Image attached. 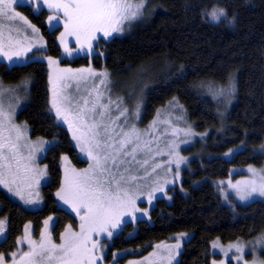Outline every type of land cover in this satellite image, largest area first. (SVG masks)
Masks as SVG:
<instances>
[{
	"label": "trees",
	"instance_id": "obj_1",
	"mask_svg": "<svg viewBox=\"0 0 264 264\" xmlns=\"http://www.w3.org/2000/svg\"><path fill=\"white\" fill-rule=\"evenodd\" d=\"M32 6L24 3L19 8L39 29L45 52L59 58L61 26L49 28L48 10L42 6L35 12ZM214 8L225 9L226 17L209 20ZM137 20L109 40L99 37L97 52L91 56L58 59L73 67L105 68L119 78L138 76L145 83L144 97L136 100L144 120L176 102L193 131L185 151L191 159L182 168L180 181L168 188L169 198L155 199L149 216L135 223L128 220L103 241L105 259L133 250L118 257L122 262L148 252L152 244L174 233L187 232L190 236L176 264H210L213 240L227 243L264 234V200L238 203L231 210L219 201L214 184L231 169L264 163V0H146L143 16ZM0 78L6 86L29 89L16 119L27 125L32 137L53 141L41 159L47 180L40 185L42 201L37 208L24 207L0 188V219L6 222L0 254L7 259L28 221L37 234L45 218L53 216L50 229L55 240L69 226L78 230L79 218L58 205L55 193L62 178L61 156L68 155L77 166L86 162L67 129L58 126L49 112L44 61L35 58L9 66L0 61ZM230 84L231 95L217 99L216 92ZM230 150V157L224 156Z\"/></svg>",
	"mask_w": 264,
	"mask_h": 264
},
{
	"label": "snow or ice",
	"instance_id": "obj_2",
	"mask_svg": "<svg viewBox=\"0 0 264 264\" xmlns=\"http://www.w3.org/2000/svg\"><path fill=\"white\" fill-rule=\"evenodd\" d=\"M23 2L24 0H0V57L11 63L22 59H35V57H28L27 54L32 52L34 48L42 47V45L31 43L24 47V41L14 40L11 36L13 31L17 34L21 32V28L10 26L17 20L31 28L33 33L39 31L26 16L16 10V5ZM31 2L35 3L36 0H31ZM45 3L50 9L54 8L58 14L63 13L66 31L61 34L62 42L66 35L77 37L80 44L79 48L70 50L65 47V53L71 56L73 51H83L85 46L91 50L93 47L92 42L97 39V34H102L104 38H108L115 33H122L126 24L142 15L146 0H139V3L135 4L132 0H45ZM208 16L211 21L216 22L221 17H226V10L214 8L208 13ZM59 18V15L50 16L49 22L59 20ZM5 28L9 32L7 44L4 40ZM24 39L27 40V36ZM47 59L49 67L58 63L51 57ZM89 76L103 77L100 85L96 86V100L92 101L91 107H89V99L84 98L83 106L77 104L74 109L70 108L72 97L64 94L71 87L68 81H76L77 91H79L80 82L84 81L86 83ZM107 77V72L97 73L91 68L75 71L72 69H57L55 78L50 74L52 97L49 112H55L58 126L61 123L69 126V130L73 133L72 138L77 141L80 151L86 153L88 159L94 161V163L81 172L72 170L71 175L66 174L65 185H62L61 191L57 192V196L65 204H69L79 216L81 220L80 231L78 233L73 232L71 226H69L65 233L61 234L62 242L57 245L52 243L51 235L46 230L42 233L40 242L37 244L30 238L29 226L26 225V240L31 250L24 253L19 261L13 260V264H97V261L102 260L103 257L94 254L100 250L101 245L98 239L93 240V234L100 237L103 233L111 238L114 231L125 223V216L130 215L135 220V213L138 211H143L147 215V209L136 208V200L131 195L129 186L138 179H143L130 173L135 170L132 167L134 164L141 167L148 165V159L141 162L136 157L138 152H143L145 149L150 153L152 151L149 146L151 142L141 141V135L134 125L129 131L123 130L127 126V108L120 111V115L115 119L111 118L110 106L116 104L119 110L123 103L121 98L118 97L115 101L110 99L107 105L100 103L103 92L99 91V88L101 86L107 88L109 83ZM232 90L234 88L229 89V91ZM14 91L15 89L0 87V96L5 92ZM222 92L223 90L217 94ZM137 108H139V105H137ZM14 111L15 109L12 108V113L6 112L2 103H0V185L7 188L9 192H13L12 185L17 183L22 173L25 181L35 179L36 186H39L40 180L44 178L46 172L43 169L33 168L32 162L36 159V153L44 152L45 146L52 143L45 140H39L35 145L26 143L24 147L28 149V155L23 156L20 142L25 138L27 125L21 127L12 123ZM121 117L125 119V124L120 126L122 134L113 130V125H116ZM136 118H139L138 111ZM106 119L108 120L107 123L105 122ZM115 136L121 138L117 141L114 139ZM129 145H134L131 152L127 150ZM127 157H131V160L126 159ZM185 159L179 157L175 162L177 179L179 178L180 164ZM125 165L127 166L121 170L122 166ZM156 167H159V165H156ZM153 171H155V168H153ZM248 171L254 177L259 176L260 179L237 181L235 184H232L231 181L228 182L229 188L235 191L240 201H248L256 196L264 197V174H262L264 169L257 172L249 166ZM32 186V183H27L29 189ZM156 192L163 193L164 188L159 187L150 192L149 202H151ZM13 194L19 196L26 204L39 203L38 199H25L23 191L19 187ZM36 195L38 196L39 193ZM29 197H31V192H29ZM225 199H227V195ZM129 205H131V208L128 207ZM51 220L52 217H49L45 221L46 229L51 227ZM5 231V221L0 220V237L4 236ZM186 235V233H181L177 236V243L175 244L156 246L157 249L163 248L166 250L167 256H161L158 252H153L149 254V257L155 259L149 260V257H145V261H149V264H157L158 261L161 264L165 261L167 264H173L175 260L173 249L177 250L178 254V250L181 248L179 241ZM17 242L20 243L19 240ZM249 243L254 245L253 251L256 247H264V234L257 237L254 242ZM89 244H91V247H89ZM246 247L247 245L240 243L229 245L230 249L234 248L240 254L236 257L238 261L243 260ZM12 255L15 256V253ZM4 259L3 254H0V264H4ZM115 259L116 254L114 253L113 260ZM129 264H143V261H129ZM245 264H248V262H245ZM251 264H264V261L254 257Z\"/></svg>",
	"mask_w": 264,
	"mask_h": 264
},
{
	"label": "rangeland",
	"instance_id": "obj_3",
	"mask_svg": "<svg viewBox=\"0 0 264 264\" xmlns=\"http://www.w3.org/2000/svg\"><path fill=\"white\" fill-rule=\"evenodd\" d=\"M132 2L134 4L139 3V0H132ZM24 3L32 4L33 5L32 8L35 9L34 10L35 12L37 10H39L40 7H42V6L45 7L49 12V14L46 18L49 28H51L52 26H55L56 24L61 26L60 32L58 33V41L60 44L59 46H60L61 54H60V57L57 58V57H51L47 54V52H45L46 42L44 41L43 37L41 36L40 31H38L37 33H33L31 28L27 27V25H24L23 22H21L19 20H17L13 24H11L10 26L13 28H15V27L21 28V32L19 34H17L16 32L13 31L11 33V36L14 40L24 41V44H23L24 47H27L29 43L42 45V47L34 48L32 52L28 53L27 54L28 57H35L37 59L44 61L47 65V68H48L49 77L51 74L53 76V78H55V76L57 74V69H72L73 71H75L78 69H89V68H91L93 71H95L97 73L107 72L108 73L107 79H108L109 83H108L107 88H105L103 86H101L99 88V91L103 92V96L100 97V103L107 105L109 103L110 99L115 101L118 97L121 98L123 103L120 106L119 110L117 109L116 104H112L110 106L111 118L115 119V117H118L120 115V111H123L124 108H127L128 109L127 126L124 127L123 130L129 131L132 128V126L134 125L135 128L139 131V133L141 135V141H150L151 142L149 146L152 149V151L149 153L147 151V149H145L143 152H138L137 157H136L141 162L144 159H148L149 160L148 165L141 167L138 164H134L132 167H134L135 170L130 173L131 175H135L137 177H142L143 179H138L137 181L133 182L129 186L130 190H131V195L136 200V204H135L136 208H139L141 210L147 209V215H145L143 211L136 212L135 213V217H136L135 220H137L139 217L149 216L148 213H149L150 208L153 206L154 200L157 198H160L161 196L169 198L170 192H168V188L171 185H174L175 183H178L180 181L179 179L182 175V170H183L182 168L186 167L189 160L191 159L190 155L188 153H185V151L191 145V142H192L191 136H193V131L191 130L190 125L187 123L185 115L180 110L181 109L180 105L176 102H171V104L167 105V107L163 108L162 110L156 111L155 115L152 118H150L149 120L147 119L145 121L144 117L142 115V110L140 108L137 109V104H136V100L140 101L144 97V90H145V83L142 82L138 76L132 74L131 76L126 77V78H124V77L119 78V77H117V75H114L113 73L108 72L105 68H101V69L97 70V69H94L93 67H91V65H88L87 67L86 66L85 67H83V66L73 67L69 64L63 65L62 63H60L58 61V59H60V58L66 57L68 59H71V58L76 57L77 55H87L88 54L89 56H91L93 53L97 52L96 46L100 40L99 37L103 40H109L111 36L108 38H104L102 36V34H97V40H94L92 42L93 47L91 50H89L87 48V46H85L83 51H73V54L71 56H69L65 53V47H67L70 50H75V49L80 47V44L78 43L77 37L75 35L65 36L64 40L62 42L61 34L65 33V31H66V29L64 27V19L65 18L63 17V13L58 14L54 8L50 9L47 6V3H45V0H36L35 3H32L31 0H24V2L21 4H24ZM19 5L20 4L16 5V10L18 12L22 13V15L26 16L25 13L19 8ZM143 12H144V9L142 10V15L138 18V20L136 22L141 20V18L143 16ZM56 15H59V17H60L59 20L52 21L50 23L49 17L50 16H56ZM208 19L211 20L209 17H208ZM29 21L32 25H34V23L31 20H29ZM134 21L126 24L124 26V31L129 29L130 25L133 24ZM115 34H119V33H115ZM120 34H122V33H120ZM8 36H9V32H8L7 28H5V30H4L5 44H7V42H8ZM25 36H27V40L24 39ZM48 57H51L54 61H58V63L53 64L52 67H49V62L47 59ZM29 60H32V59H22L20 61L15 62V63H11L7 60H4L2 57H0V61L5 62L8 66L11 64H21V63L29 61ZM85 75H87V74L85 73ZM102 79H103V77H99V76H97V77L89 76L86 83L84 81L80 82V90L79 91H77L76 81H74V80L68 81V83L71 85V87L68 90H66L64 94L72 97V100H71L69 107L74 109L77 106V104L80 106H83L84 98L89 99V101H90L89 107H91V102L95 101L97 98L96 86L100 85V81ZM0 87H3L4 89H15L14 92H5L2 96H0V103H2L3 108L6 112L12 113V108L15 109L14 114L12 115V123L17 125V126L23 127L25 124L16 119V114H17L19 108L21 107L22 102H24L25 97L27 96L29 89H27L26 87H21L18 84L6 86L2 83L1 78H0ZM51 88H52V84L50 83V79H49V97H50L49 106H50V108H51L50 100L52 97ZM230 88H232L231 84L228 85L226 88L222 89L223 92L221 94H217V93L221 92V90H218L216 92L215 97L217 99H220V100H223V98L225 99L226 95L229 97L231 95V92H233V90L229 91ZM89 93H91V95H89ZM138 97H140L141 99L138 100ZM137 111L139 112V118L138 119L136 118ZM51 113L54 115V119H56L55 112L52 111ZM73 115H74V113H73ZM105 122L107 123L108 120L106 119ZM61 124L69 132L70 140L72 141L74 147L78 151L79 156L85 160L86 164L81 165V166H77L74 164V162H72L70 160L68 155L63 154L61 156V162H60V163H62L61 164L62 178H61L59 190L57 192L61 191L62 185H65L66 174L71 175L72 170H75V172H81L85 169H88L90 164L94 163V161H90L88 159V156L86 153H82L80 151V147L77 146V141L73 140V138H72L73 133H72V131L69 130V126L67 124H63V123H61ZM124 124H125V119L123 117H121V119L119 121H117V124L113 125L114 132L121 133V127L120 126H123ZM101 131H103V129H101ZM120 138H121L120 136L114 137V139H116L117 141ZM39 140L50 141L53 143V141L51 139L32 137L30 135V131L27 127V132H26L25 138L20 142L21 154L25 157L28 155V149L24 147V144L31 143V144L35 145V144H37V142ZM52 143H50V144H52ZM50 144L45 146V151ZM133 146L134 145L127 146V150L129 152H131ZM45 151L40 152V153H36V159L32 162L33 168L43 169L46 172V175L44 176V178H42L40 180L39 186L38 187L36 186L35 179H31L30 181H25L23 179V173L21 174V178L17 180V183L15 185H12L13 192L17 189V187H19L23 191V195H24L25 199H29V198L38 199L39 203L26 204L23 200H21L19 198V196L14 195L13 192H9L7 190V188L0 185V188L5 190L7 192V194L9 196H11V198L19 200L24 205V207H26V208L27 207L37 208L41 204L42 198L39 195L37 196L36 194L37 193L40 194V187H41L40 185L47 180V167H46V164L41 161L42 157L45 155ZM232 152H233L232 150H231V152L228 151V152H226V153H228V155H226V153H225L224 156L230 157ZM65 157L67 159H64ZM179 157H183L186 159L184 161H182L180 164L179 178L177 179V169H176V163L175 162ZM126 159L131 160V157H127ZM156 165H159V167H156ZM126 166L127 165L122 166L121 170H123V167H126ZM249 166H251L257 172H261V170L264 169V163H262L259 166L248 165V166L243 167L241 169L237 168V170L231 169L229 175L226 176V178L218 179L214 183V184H216V189L218 190L219 201L225 206L228 205L231 210H235V205L238 203L247 204V203L254 201V200H260V199L264 200V197L256 196V197H253L252 199H250L248 201H240L238 199V197L236 196L235 191L233 189H230L228 186L229 181H231L232 184H235L237 181H245V180H251V179L259 180L260 179L259 176L254 177L252 175V173H250L248 171ZM153 168H155V171H153ZM237 172H239V174H237L236 176H233V173H237ZM146 173H147V175H146ZM262 174H264V173H262ZM37 175H38V173H37ZM29 182L32 183V185H33L31 189H29L27 187V183H29ZM166 182H168V183H166ZM159 187H163L164 192L163 193L156 192V194L152 198L151 202H149V193L152 192L154 189L159 188ZM222 189H223V191H222ZM29 192H31V197H29ZM57 192L55 193V197L57 198L58 205L66 208L71 213L73 212L79 218V216L76 214V212H74L72 210V207L69 204H65L57 196ZM226 195H227V199H225ZM128 207L131 208V205H129ZM81 214H83V213H81ZM50 217H52V220L50 221V225H52V222L54 219H53V216H50ZM48 218H45L43 224L39 227V230H38L39 232L37 234H35V231L33 229V224L30 221H28V223L24 224L23 229L21 231L22 233L18 238L20 243L17 242L18 243L17 248L12 253H10L11 255H9L10 256L9 258L4 259V264H13V260L19 261L20 257L23 256L24 253L29 252L31 250L29 248V245H28L27 240H26V231H25L26 225L29 226L28 231L30 233V238L33 241H35L37 244H39V242H40L42 233H44L46 230L51 235L52 243L59 245L62 242L61 241V235H60V238L58 240H55L53 237V234H52V230L50 229L51 227L46 229L45 221L48 220ZM0 220H3V219H0ZM128 220H131L133 223H135V220H133L132 216H130V215L124 217L125 222H127ZM80 224H81V220L79 218V227L77 228L78 230H72V231L78 233L80 231ZM121 226L114 231V234L117 232V230H119L121 228ZM5 228H6V222H5ZM62 233H65V232H62ZM184 233H186L187 235L182 237L179 241L181 244V248L178 250V254H177V250L173 249V253L175 254V260L173 261V264H176V262L178 261V259H179L178 256L183 249L184 241L187 240L190 236L189 233H187V232H184ZM5 234H6V232H5ZM5 234H4V236L0 237V240L5 237ZM180 234L181 233H174L173 235H171L167 239H164L161 242H156V243L152 244L151 250H149L148 252H146L144 254H140V256L126 257L124 260H122V262L117 261L118 257L124 256L126 253L132 252L133 250L129 249L128 251L125 250V251L115 252V254H116L115 260H113V256L110 259L106 260L105 259L106 250H104L105 244L103 241H105L106 239H109V238L106 236V234H103V233L101 234L100 237H96L95 234H93V240L98 239L99 243L101 245L100 250L96 251L94 254L96 256L103 257L102 260L97 261V264H129V261H143V264H149V261H145L144 258L149 257L150 253L158 252L159 255H161V256H167L168 255L167 251L164 250L163 248L157 249V247H156L157 245L175 244V243H177L176 237L179 236ZM259 236H261V235L253 236L250 239H236V240L229 241L227 243H222L219 239L213 240L210 244L211 253H212L210 264H222V262H223V264H245V262H248V264H251L254 257H258L259 260L264 261V254H263L264 247H256L255 251H253L254 245L252 243H249V242H254L257 239V237H259ZM236 243L247 245V247L245 248V252H244L242 261H238L236 259V257L240 254L237 253L234 248H231V249L229 248V245L236 244ZM214 245H216V246L214 247ZM89 247H91V244H89ZM13 253H15V256L12 255ZM213 255H215V256H213ZM154 259H155L154 257H149V260H154ZM157 264H161V262L158 261ZM163 264H167V262L165 261V262H163Z\"/></svg>",
	"mask_w": 264,
	"mask_h": 264
}]
</instances>
